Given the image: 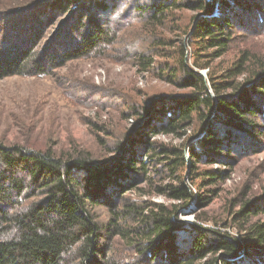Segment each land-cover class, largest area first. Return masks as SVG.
Masks as SVG:
<instances>
[{
	"label": "trees",
	"instance_id": "obj_1",
	"mask_svg": "<svg viewBox=\"0 0 264 264\" xmlns=\"http://www.w3.org/2000/svg\"><path fill=\"white\" fill-rule=\"evenodd\" d=\"M124 1L0 0V80L113 59L119 29L112 22ZM127 10L154 33L185 18L175 40L153 35L150 54L129 57L179 93L145 102L102 161L80 149L57 155L0 144V264H123L110 254L117 240L135 264H264V222L251 221L259 214L252 201L232 217L243 225L238 238L178 219L194 196L200 208L209 205L246 139L264 133V59L245 49L220 70L210 63L240 35L256 33L264 0H132ZM161 135L181 144L153 141ZM164 174L172 182L157 193L169 206L127 198ZM186 179L214 188L196 195ZM100 207L106 222L96 218Z\"/></svg>",
	"mask_w": 264,
	"mask_h": 264
},
{
	"label": "rangeland",
	"instance_id": "obj_2",
	"mask_svg": "<svg viewBox=\"0 0 264 264\" xmlns=\"http://www.w3.org/2000/svg\"><path fill=\"white\" fill-rule=\"evenodd\" d=\"M124 2L120 10L114 12L116 19L112 22V26L119 29L113 59L74 61L57 70L52 77L14 76L0 80V144L19 145L33 151L50 148L57 155L80 149L102 161L109 157L108 148L131 128L135 120L133 113L145 102L152 97L179 93L151 75L139 72L129 57L140 52L150 54L153 35L175 40L177 33L173 30L183 25L185 18L180 19V23L170 22L165 29H158L154 33L143 26L132 10H127L132 0ZM183 14L178 16L188 15ZM257 24L254 27L256 33L240 35L228 54L210 61L213 68L220 70L228 66L245 49L264 59V15ZM186 49L190 57L191 47L187 46ZM189 135L190 132H187L186 136ZM154 140L173 146H179L182 141L162 135L155 136ZM246 141L243 143L245 150L230 161L231 175L219 185L221 191L218 196L203 208L198 206L199 202L196 203L194 196L188 209L182 208L178 215L180 221L238 238L243 225L242 222L232 223V217L241 204L252 201L251 210L259 214L251 221L264 222V133ZM191 143L190 140L185 146ZM184 154L188 158L187 150H184ZM211 168L220 169L215 165ZM151 182L138 185V191L127 194V198L131 202L169 206L171 202L157 193V187L170 184L172 179H167L164 174L161 177L153 176ZM194 184L192 188L188 179L185 180V187L188 190L192 188L196 195L199 190L204 192L214 188L209 186L202 189V184L197 181ZM95 213L96 218L106 222L105 208H97ZM113 247L111 256L123 264H135L132 260L134 255L124 248L123 243L117 240Z\"/></svg>",
	"mask_w": 264,
	"mask_h": 264
},
{
	"label": "water",
	"instance_id": "obj_3",
	"mask_svg": "<svg viewBox=\"0 0 264 264\" xmlns=\"http://www.w3.org/2000/svg\"><path fill=\"white\" fill-rule=\"evenodd\" d=\"M206 72H199V74L200 75H202L203 77H205L206 76V74H205ZM182 222V221H181ZM183 223H185V222H183ZM187 223V222H186Z\"/></svg>",
	"mask_w": 264,
	"mask_h": 264
}]
</instances>
